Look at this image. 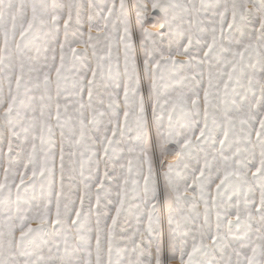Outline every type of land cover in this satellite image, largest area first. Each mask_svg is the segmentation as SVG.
<instances>
[{
    "label": "snow or ice",
    "instance_id": "6c2138e0",
    "mask_svg": "<svg viewBox=\"0 0 264 264\" xmlns=\"http://www.w3.org/2000/svg\"><path fill=\"white\" fill-rule=\"evenodd\" d=\"M0 264H264V0H0Z\"/></svg>",
    "mask_w": 264,
    "mask_h": 264
}]
</instances>
